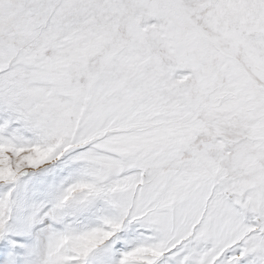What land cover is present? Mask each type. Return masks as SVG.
<instances>
[{
  "label": "snow or ice",
  "instance_id": "obj_1",
  "mask_svg": "<svg viewBox=\"0 0 264 264\" xmlns=\"http://www.w3.org/2000/svg\"><path fill=\"white\" fill-rule=\"evenodd\" d=\"M0 264H264V0H0Z\"/></svg>",
  "mask_w": 264,
  "mask_h": 264
}]
</instances>
